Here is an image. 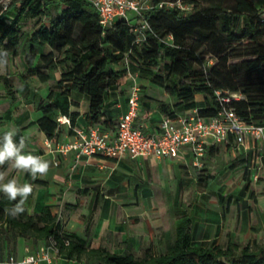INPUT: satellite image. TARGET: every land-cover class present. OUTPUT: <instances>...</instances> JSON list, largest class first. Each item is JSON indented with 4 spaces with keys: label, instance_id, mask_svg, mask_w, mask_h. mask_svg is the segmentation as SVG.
Segmentation results:
<instances>
[{
    "label": "trees",
    "instance_id": "obj_1",
    "mask_svg": "<svg viewBox=\"0 0 264 264\" xmlns=\"http://www.w3.org/2000/svg\"><path fill=\"white\" fill-rule=\"evenodd\" d=\"M181 1L190 6L188 11L165 7L144 11L150 29L144 41L135 43L134 24L118 18L103 28L86 0H8L5 7L0 0V61L8 63L26 48L18 78L47 82L50 73L59 70L55 88L63 96L75 92L87 97L88 124L110 125L102 118L106 96L130 81L131 73L170 97L143 95L144 100H153L162 116L175 119L195 109L209 117L223 105L246 123L264 125V11L251 0ZM0 83L13 101L12 76L0 74ZM221 98L230 99L224 103ZM37 108L42 115L34 123L47 139H56L60 125L51 93L38 100ZM74 116L70 114L72 124ZM6 167L7 163L0 171ZM213 179L209 173L197 175L204 186ZM223 200L228 204L231 197ZM18 201L0 192V224L19 237L45 240L46 245L52 239L58 254L67 259L98 264H264V246L257 243L196 242L186 211H181L183 224L163 233L160 252L146 248L135 256L130 245L128 253L118 254L86 244L48 207L32 213L24 207V213L13 217L6 210Z\"/></svg>",
    "mask_w": 264,
    "mask_h": 264
},
{
    "label": "crops",
    "instance_id": "obj_2",
    "mask_svg": "<svg viewBox=\"0 0 264 264\" xmlns=\"http://www.w3.org/2000/svg\"><path fill=\"white\" fill-rule=\"evenodd\" d=\"M58 77L59 70L52 71L48 81L52 80V83L47 86L49 87V93H51V100L57 106L55 111L56 116L65 115L70 119V114L75 113L74 122L73 124L71 123L73 127L88 128L89 126L96 125L88 124L85 120V114L88 110L87 97L75 92H70L66 96L61 95L55 88V82ZM133 82H139L144 85V95H146L149 87L153 88L147 80L131 74L128 85L123 84L109 90L102 118L110 121V125L104 126L100 123L97 125L108 131L111 136L116 132V122L119 115L127 108L128 93L124 96L121 91L126 88L129 91ZM13 88L15 89L14 82ZM2 94H5L3 90L0 91V95ZM48 94L42 95L39 98H46ZM148 97L153 96L148 95ZM139 104L140 107L135 124L141 126L147 132L157 130L162 115L156 109L153 100L145 98L142 102L140 100ZM142 104L144 107H142ZM8 112H10L8 106L6 110L0 107L1 123ZM41 115L42 113L40 112ZM40 116L34 119L28 115L21 120L19 127L22 129L27 127V130L26 132H21L20 138H25V148L23 149L25 154L31 153L49 162L48 172L43 176L38 175L33 179L30 174L23 171L18 172L7 163V167L3 171L6 172L5 182L16 178L20 184H32L33 193L24 204L27 212H38L45 207H48L52 214L61 210L64 228L68 232L75 233L84 239L86 244L93 247L102 246L110 250L120 242L121 245L124 244L126 246L127 253L128 245L134 250L135 234L130 229L123 231L115 225L112 231L111 229L99 231L96 228L99 219L103 217V215L101 216L102 211L113 208L116 212L119 210L121 215L118 214L117 216L116 213V217L122 218V222H124V216L128 218L133 216V214H129L128 212L134 210L133 208L137 203L152 201L153 194L150 188L152 184L151 175L156 174L159 178L161 174L164 175L166 172L172 179H176V184H178L180 182L178 176L179 167H189V165L196 167L193 165V157L188 148H183L176 158H131L125 154L119 159L93 155L76 160L74 152H69L67 155L62 156L46 148L45 143L49 139L45 137L38 129L37 124L34 123ZM4 133L0 132V139H2ZM73 137L74 133L67 125H60L57 138L51 140L61 142L73 139ZM220 149L231 154L232 164L238 162L243 167L246 180L251 183L248 171L256 166L264 169V158L255 157V154L259 150L253 143L248 144L246 148H242L239 151L234 150L231 145L208 147L202 159L211 157ZM56 161L57 164H55ZM175 170L178 172L175 173ZM164 180L163 183L169 184L168 182H164ZM225 197H231V201L228 204H224V196L220 198L219 205L224 206L223 213L219 211L211 219L207 218L206 222L189 217L191 219V234L193 239L197 242L212 239L219 240L222 233L223 235H221L226 238V242L238 241L242 244L257 243L264 246V189H258L257 192L253 193L252 189L249 190L246 187L245 192L241 196L233 197L232 195H228ZM231 210L233 211L229 213ZM131 218H133L132 220L135 219L134 217ZM183 222L184 218L181 216L175 226L181 225ZM169 230L171 229H167L164 232ZM31 239L34 242L26 241L25 253L20 255L17 252L16 254L4 255L0 257V260L5 259L9 255L22 258L35 253V249L39 252L46 246L45 240ZM24 243L23 237H19L17 240L18 249L24 247ZM84 260L86 259H67L61 255L54 254L52 264H84ZM39 264L45 263L40 262Z\"/></svg>",
    "mask_w": 264,
    "mask_h": 264
},
{
    "label": "rangeland",
    "instance_id": "obj_3",
    "mask_svg": "<svg viewBox=\"0 0 264 264\" xmlns=\"http://www.w3.org/2000/svg\"><path fill=\"white\" fill-rule=\"evenodd\" d=\"M251 1L256 7L264 11V0ZM7 3L8 0H2L1 5L5 7ZM128 15L131 16L132 13L129 12ZM25 52L26 48H21L17 57L8 61L4 68H0V74L7 73L12 76V82H14V87L16 89L15 99L12 101L5 93L3 84L0 83V91L3 90L5 93L4 95H0V107L5 110L7 106L10 108V112L7 113L3 122H0V132L14 131L15 141H19L21 132H26L27 130V127L23 129L19 127L21 120L28 115L34 119L40 116L41 111L37 108L39 97L50 92L47 86L52 83V80L50 82H40L35 78L23 80L17 77V73L21 72L23 69V55ZM129 67L130 70L133 71V65L131 64ZM125 84L128 85L129 81H126ZM138 84L141 88L142 94L140 100L142 102L144 100L143 95L145 88L143 84L139 82ZM121 92L125 96V94L128 93V88ZM146 95L170 100V97L165 92L155 87H149L146 91ZM142 107H144L143 104ZM179 168V172L175 170V173H179L180 182L178 184H176V179H172L166 172L164 175L161 174L159 178L156 174L151 175L152 184L150 188L153 194L152 201L137 203V207L135 206L133 208L134 210L128 212L129 214H133L131 217H134V220H132L133 218L131 217L128 218L124 216L123 218L125 221L122 222V218L116 217V213L117 216L120 214L119 210L116 212L113 208L111 210L102 211L101 216L103 215V217L99 219L96 228L99 229V231H106L107 229H111L112 231L115 225L123 231L130 229L135 234L134 239L136 241L135 249L133 250L135 256H140L142 251L146 248L157 253L160 252L164 246L162 233L167 229H173L175 224L178 223V219L182 216L181 211H186L190 218L206 222L207 218L211 219L219 211L223 213L224 206L219 205L221 197L228 195H232L233 197L241 196L245 192L246 187L249 190L252 189L253 193L257 192L258 189H264V169L258 170L255 167L248 171V177L252 181L251 183L246 180L247 178L243 171V167L240 166L238 162L232 164L231 154L221 149L211 157L201 159L199 166L193 167L189 165V167ZM206 173L213 175L214 179L210 184L204 186L203 183L197 182V175H205ZM254 175L258 176L257 180L253 179ZM163 180L169 184L163 183ZM232 211L233 210L229 211V213ZM221 234L219 242L224 244L226 243V238ZM18 238L19 236L7 224H0V257L8 254H16L17 252L21 255L25 253V246H27L26 241L29 240L34 242L31 237H23L25 241L24 247L18 249ZM212 240L198 243L207 244ZM116 245L108 250L116 253H127V248L124 244L121 245L119 242ZM35 250L38 252L37 249ZM83 263L98 264L96 261L87 259L84 260Z\"/></svg>",
    "mask_w": 264,
    "mask_h": 264
},
{
    "label": "built area",
    "instance_id": "obj_4",
    "mask_svg": "<svg viewBox=\"0 0 264 264\" xmlns=\"http://www.w3.org/2000/svg\"><path fill=\"white\" fill-rule=\"evenodd\" d=\"M86 1L96 10L98 21L103 28L110 27L118 18H123L128 23L134 24L135 43L144 41L146 31L150 29V25L144 17V11L153 7L177 8L181 11L190 9V6L182 3L181 0ZM129 12L132 13L131 16L128 15ZM168 39L171 37L169 36ZM125 66L129 69L127 60H125ZM140 96V85L133 82L127 95V108L119 115L116 132L113 136L97 124L88 128H78L71 125L67 116H57L56 120L59 125H67L73 131L74 137L61 142L49 139L45 143L46 148L62 156L74 152L76 160L93 155L119 159L125 154L131 158H176L183 148H188L193 157V165L199 166V162L209 146L231 145L234 150L239 151L253 143L259 150L255 157H264V125L246 123L231 108L222 105L216 114L209 117L199 115L195 109L179 115L175 119L162 116L157 130L147 132L135 124L140 107ZM232 97L237 98L238 95L233 94ZM229 99L221 98L220 101L226 103ZM256 168L260 170L259 166ZM257 178L258 176L254 175L253 179L257 180ZM54 215L58 222H63L61 210L56 211ZM54 254H58L57 247L55 242L50 239L41 251L22 258L9 255L0 260V264H20L29 256L34 258L35 264L40 262L52 264Z\"/></svg>",
    "mask_w": 264,
    "mask_h": 264
},
{
    "label": "clouds",
    "instance_id": "obj_5",
    "mask_svg": "<svg viewBox=\"0 0 264 264\" xmlns=\"http://www.w3.org/2000/svg\"><path fill=\"white\" fill-rule=\"evenodd\" d=\"M7 64V59L0 61V68H4ZM15 132H5L0 139V167L9 163L15 170L23 171L35 179L38 175L43 176L49 170V162L43 160L39 156H34L31 153L25 154V138L21 137L19 143L14 140ZM6 172L0 171V192H2L10 201L18 203L10 210H6L8 214L15 217L24 213V204L28 197L33 193V185L30 183L20 184L16 178H12L5 182ZM20 264H35L33 257H26Z\"/></svg>",
    "mask_w": 264,
    "mask_h": 264
}]
</instances>
